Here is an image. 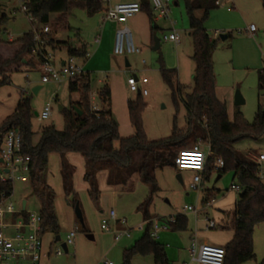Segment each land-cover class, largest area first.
<instances>
[{
    "label": "rangeland",
    "instance_id": "obj_1",
    "mask_svg": "<svg viewBox=\"0 0 264 264\" xmlns=\"http://www.w3.org/2000/svg\"><path fill=\"white\" fill-rule=\"evenodd\" d=\"M114 1L131 2L133 0ZM20 2L21 0H0V13L3 10L10 16V21L6 25L5 39L9 40L12 36L14 41L32 30L29 19L20 9ZM170 5V19L156 21L154 29L145 10L128 20L127 24L131 28L136 46L141 49L140 53L117 56L108 52L90 65L86 71L92 83L91 94H95L91 102L98 104L100 108L102 103L96 93L97 89L111 81L110 107L113 117L119 123L122 136L127 137L134 133L133 127L130 126L127 102L134 100L138 93L130 91L127 79L135 74L138 77H147L149 80L146 85L149 95L142 96L143 122L149 139L160 140L171 137L176 121L180 135H188L187 147H192L198 144L201 138L195 139L193 132L187 131L185 105L180 102L178 107L175 106L171 90L160 73L161 68L175 70L177 76L175 80L185 86L184 94L192 91L195 61L192 57L194 42L189 32V16L184 0H170ZM202 14L203 11L196 12L198 17ZM102 16L103 11L89 15L84 8L74 7L66 16L67 27L60 26L54 37L76 45L80 41H85L89 45L91 54L94 52L95 39L100 34L97 26L102 24ZM52 17L54 20V14ZM171 22L174 23V28L180 35L179 44L163 40L164 34L170 32ZM252 24L256 29L250 32L249 27ZM50 26L53 30L54 27L51 24ZM205 27L210 35L218 34L217 48L213 54L217 75V97L226 103L230 121L235 119L236 114L241 113L248 122H253L258 108L264 109V6L262 1L226 0L210 11ZM223 34L228 37L222 39ZM154 38L160 40V47L157 49L153 45ZM48 50L57 57L67 56L65 48ZM28 59L35 63L33 69L23 68L18 72L9 73L10 82L0 86V123L15 112L20 98L24 95L30 100L33 139L34 143H37L44 126L53 124L57 129H63L64 119L60 106L69 108L72 102L79 99V93L70 91L69 81L61 84L53 81L42 83V72L37 68L40 66L37 54L33 52ZM126 60L129 66L126 65ZM143 60L146 61L145 64ZM80 62L82 63L83 60H79ZM36 86H41V89L34 93L33 88ZM237 92L243 98L244 102L241 104H236ZM47 103L52 106L51 116L48 119H39L37 114L43 111ZM198 128L201 132V128ZM181 139L178 137V141ZM202 145L206 149V145ZM234 146L242 156L248 157L251 154L258 157L264 154V135L244 137L235 142ZM176 150L168 147L164 152L159 153V161L166 157L168 163L155 168L157 191L151 193L150 187L138 181L134 184L132 192L114 193L107 185L104 174L101 173L99 176L100 197L97 202H94L87 192L82 165L77 162L71 164L76 172L72 175L73 191L68 193L65 190L58 156L51 155L47 169L41 174V179L55 193L54 206L59 223L57 235H60L61 241L55 243L53 251L62 247L67 235L77 229L74 244L68 247L69 252L61 256L53 254L51 256L53 264H105L108 260L114 264H122L125 249L140 240L147 230L151 232V228L148 229L149 223L144 219L145 208L151 216L160 219H170L178 214L188 217L187 230L176 231L169 227L168 230H162L159 233L157 241L165 245L170 264H196L192 263L189 253L193 239L200 243L226 245L233 237V231L207 228L205 212L208 213V217L219 222L221 210L233 209L238 194L231 189L235 182L232 172L227 171L218 179V171L213 170L209 179L204 180L203 187L191 189L192 171L183 172L182 181L177 178ZM134 155L136 160L138 156H143L138 151ZM101 164L114 165L108 161H103ZM260 164L264 171V161ZM2 174L3 167L0 165V175ZM262 181L264 183V176ZM205 189H214L217 192L212 208L204 206L200 198ZM24 199H27L31 211L40 210L41 206L33 195L29 182L16 181L14 192L8 200L19 204ZM75 200L82 211V219L75 213ZM187 206L197 208L199 213L190 211L184 214L183 209ZM112 209L116 211L118 219H127L125 226L131 229L132 238H123L116 242L114 231L122 229H119L113 221L110 222L113 232L101 228L102 220L108 217L107 213ZM88 235H93V239H90ZM253 238L256 257L243 264H264V223L256 226ZM132 264H154V258L151 254L136 255Z\"/></svg>",
    "mask_w": 264,
    "mask_h": 264
},
{
    "label": "trees",
    "instance_id": "obj_2",
    "mask_svg": "<svg viewBox=\"0 0 264 264\" xmlns=\"http://www.w3.org/2000/svg\"><path fill=\"white\" fill-rule=\"evenodd\" d=\"M216 1L184 0L189 16V32L194 42L192 57L195 61V71L192 91L184 94L185 86L175 80L177 77L175 70L161 68L160 73L171 90L175 106L178 107L180 102L185 105L187 131L193 132L195 139L201 138L209 144L211 154L204 171V180L209 179L213 170L218 171L219 178L227 171H231L233 180L241 186L234 208L223 212L224 217L216 228L233 231V237L224 245L226 255L223 264H243L256 257L253 235L256 226L264 223V183L260 174L261 164L240 155L234 144L244 137L264 135V109L258 108L253 122H248L241 113L236 114L235 119L230 121L226 103L217 97V77L213 60L217 39L210 35L205 27L210 11L217 7ZM261 1L264 6V0ZM26 3L28 13L38 24H51L54 27L50 33L43 36L44 51L65 48L71 56L84 57L87 54L84 48L77 49L70 41L55 39L54 34L60 26L67 27L66 16L74 7L84 8L89 15H94L103 10L101 0H27ZM141 5L142 10L147 11L154 29L155 21L149 1ZM197 11H203L201 17L196 16ZM55 13L59 16L52 21L51 15ZM9 21L10 17L7 14H0V86L10 82L9 73L18 72L25 66L35 67V64L28 59L36 48L34 32L30 30L20 38L9 41L4 37ZM153 45H155L154 39ZM36 54L40 63V53ZM91 88L89 73L69 80V89L71 92L79 93V100L72 102L69 108L61 109L64 119L63 129H57L53 124L44 126L37 143H34L33 139L30 100L24 95L20 98L15 112L0 123V152L9 130L14 129L21 134L22 153L30 159L29 184L41 206L43 234L46 232L58 234L59 229L54 206L55 193L41 179V174L47 169L52 154L60 156L61 173L68 193L73 191V185L72 169L66 161V156L70 153H79L84 157L86 168L84 178L90 185L91 199L97 202L100 190L96 173L103 161L111 162L117 167H129L136 160L134 153L141 152L143 160L138 173L149 185L152 193L158 190L155 168L168 163L166 157L159 161V153L164 152L168 147L177 149L176 153L178 149L187 147L188 135H180L176 121L171 137L160 140L149 139L143 122L144 100L139 93L134 100L127 102L128 116L134 133L131 136H122L119 123L112 115L110 88L104 85L99 89L98 96L102 108L98 112H93L91 109L89 95ZM75 107L82 111L81 115ZM194 124L201 128V132ZM178 137L182 139L178 141ZM217 158L224 160V166L220 169L213 168ZM12 193V183L0 180V201ZM216 194L214 189H205L203 205H206L210 197H216ZM75 205H79L77 200ZM152 218L153 216L145 208L144 219L149 223L148 229L151 228ZM170 227L176 231L187 230L188 217L178 214L175 216V221L170 223ZM147 254L153 256L155 264H170L165 245L153 238L149 230L134 245L125 249L122 264H132L136 255Z\"/></svg>",
    "mask_w": 264,
    "mask_h": 264
},
{
    "label": "built area",
    "instance_id": "obj_3",
    "mask_svg": "<svg viewBox=\"0 0 264 264\" xmlns=\"http://www.w3.org/2000/svg\"><path fill=\"white\" fill-rule=\"evenodd\" d=\"M98 1V0H91ZM152 12L153 20L156 22L160 19H170L171 5L170 0H148ZM27 0H21L20 9L26 14L30 23L32 24V31L34 32V38L36 41L35 53H40V66L39 70L42 72V83L56 82L61 84L70 79H75L88 72L78 62L76 56L69 55L63 64L57 66L55 63V57L49 50L44 51L42 45L44 44L43 36L51 32L50 24H38L32 15L28 13ZM103 8V22H113L122 25L115 32L113 52L117 56H124L128 54L140 53L141 49L136 46L133 38V33L127 25L128 20L142 11L141 1L131 2H118L111 4V0H101ZM217 5L221 4V0L216 1ZM255 26L252 24L249 27V31L253 32ZM169 33H165L163 40L178 43L180 41V35L174 28V23L171 22V28ZM214 38L218 37V34L213 35ZM13 37L10 36L9 40ZM101 36L97 35L95 42L100 43ZM88 56V55H87ZM146 61L143 60V64ZM129 89L132 92L139 93L142 96L149 95V91L146 85L149 83L147 77H138L135 74L130 75L127 79ZM91 98L94 99L95 94L90 93ZM91 109L93 112H98L101 108L98 104L91 102ZM52 106L47 103L43 111L38 115L39 119H48L51 116ZM201 144V145H200ZM206 145V149L203 148ZM210 148L207 142L199 139L198 144L192 147H185L178 150L175 158V168L178 173L185 171H192L193 176L190 183L191 189H199L203 185L204 171L207 165L208 158L210 156ZM0 165L3 167V174L0 175V180L10 181L13 185L16 181L29 182L30 183V168L29 157L24 156L22 153V137L21 134L14 129L9 130L4 138V144L0 152ZM250 159L257 163L264 161V154H260L258 157L250 156ZM224 166V160L217 158L213 163V168L220 169ZM4 169H9L5 172ZM261 177L264 176V171L261 168ZM231 189L239 193L241 186L237 183L232 184ZM13 194V193H12ZM10 196L4 197L0 201V264H40L44 256V243H43V226L42 215L40 210L31 211L27 199L20 201L19 204L8 200ZM215 202V197H210L206 203V207L210 208ZM184 214L187 212L199 213L197 208L193 206H187L183 209ZM110 221L127 225L126 219H118L116 211L110 210L107 218L102 220L101 228L106 231H112L110 227ZM162 221L164 222L162 224ZM175 221V217L170 219H160L159 217H153L151 220V236L155 239L159 237V233L162 230H168L170 223ZM207 228H216L218 222L213 218L207 216L206 218ZM76 230L70 232L65 240L66 245L69 247L74 243L76 236ZM115 239L119 240L124 236H130L131 230L123 228L122 230L114 231ZM62 247L57 248L54 254L61 256L64 254ZM189 253L192 263L196 264H223L226 255V249L224 245H215L210 243H200L196 239H193L191 246L189 247ZM105 264H114L112 261H106Z\"/></svg>",
    "mask_w": 264,
    "mask_h": 264
},
{
    "label": "crops",
    "instance_id": "obj_4",
    "mask_svg": "<svg viewBox=\"0 0 264 264\" xmlns=\"http://www.w3.org/2000/svg\"><path fill=\"white\" fill-rule=\"evenodd\" d=\"M133 1H140V0H133ZM222 2H226V0H221V4ZM115 3H118L114 0H111V4H115ZM220 4V5H221ZM220 5H217L220 6ZM4 11L1 10V13L0 14H3ZM7 14V13H5ZM8 15V14H7ZM9 16V15H8ZM59 16V14L55 13L54 14V18H57ZM10 17V16H9ZM52 15H51V20L52 19ZM102 21V19H101ZM128 25V24H127ZM122 25L118 24V23H113V22H103L102 21V24H99L97 26V28L99 29L100 31V36H101V41L100 43H96L94 45V52L90 54V49H89V45L87 44V42L85 41H80L78 42V44H74V47L77 48V49H81V48H84L86 50V55L84 57H77L78 58V62L79 60H83V62L80 64L85 68V70L89 69V66L90 65H93L94 62L97 60V59H100V57H102V55H105V53H110L111 55H114V52H113V47H114V38H115V32L118 28H120ZM129 26V25H128ZM130 28V26H129ZM131 29V28H130ZM213 36V35H212ZM227 38V36H226ZM217 39V37H216ZM180 42V41H179ZM179 42L177 44H179ZM103 47V50H101ZM59 49H62V48H59ZM58 50V49H57ZM66 52H67V56H59L57 57L56 54H54V57H55V63L57 66L61 65L64 63V61L67 59V57L69 56L68 54V50L66 49ZM56 53V51L54 52ZM88 55V56H87ZM35 64V63H34ZM129 64V62L126 60V65ZM129 66V65H127ZM25 69H33L34 67L33 66H25L24 67ZM39 69V66L37 67ZM217 77V75H216ZM109 80V78H107ZM68 82V81H67ZM104 83V82H102ZM105 85H107L110 90H111V94H112V86H111V81L110 82H107ZM36 87H39L38 91L41 89V86H36ZM216 89H217V86H216ZM92 91V90H91ZM90 91V93H91ZM98 91L99 89H97V95H98ZM80 97V95H79ZM58 100V98H56ZM79 100V99H78ZM77 100V101H78ZM75 101V102H77ZM63 107L60 106V109H62ZM128 111V110H127ZM130 121V120H129ZM131 126V125H130ZM132 127V126H131ZM132 131V129H131ZM133 133V131H132ZM132 135V134H131ZM130 135V136H131ZM125 137V136H124ZM53 155V154H52ZM58 156V160H59V163L61 164V159H60V156L58 154H56ZM139 155V154H138ZM250 156H255V155H248V157ZM143 160V156L137 158V160H135V162L129 166V167H119L118 169H116V167L114 165H99L97 169V173H96V179H97V184H98V188H99V176L100 174H104L106 180H107V185L111 188V190L114 192V193H119V192H124V191H127V192H132L133 191V187H134V184L138 181H141L142 183H144L147 187H149L148 184H146L142 178L140 177L139 173H138V169H139V166L141 164ZM66 161L68 162V164L70 165L71 169H72V175L73 173L76 172V169L74 171L73 167L71 166V164L73 163H80L83 167V179L85 181V184H86V187H87V192L89 194V190H90V185L89 183L85 180L84 178V175H85V171H86V168H85V159L84 157L79 154V153H70L66 156ZM134 166H136V168H134ZM60 170H61V167H60ZM114 173V176L112 177V174ZM62 174V173H61ZM204 175V174H203ZM61 176V175H60ZM235 183V182H234ZM203 187V186H202ZM100 190V188H99ZM204 191V190H203ZM236 192V191H235ZM236 194H238L236 192ZM90 196V194H89ZM201 200H203V196L201 197ZM236 200L234 201V205L236 203ZM79 206V205H78ZM212 208V207H210ZM234 208V206H233ZM232 209H226V210H221V214H220V220L219 222L221 221V219L224 217L223 215V212H226V211H230ZM205 211V209L203 210ZM110 212V211H109ZM109 212L107 213V216L109 215ZM102 213H104V211H102ZM205 214H207L208 216V213L205 212ZM214 219V218H213ZM127 220V219H126ZM146 221V220H145ZM111 222V221H110ZM218 222V223H219ZM117 226H119V229H123V228H126L125 225H122L120 223H116ZM110 227H111V224H110ZM131 230V229H130ZM108 232H113L112 231H108ZM93 236V235H92ZM56 237H57V234H55L54 232H46L43 236V243H44V247H43V250H44V256L42 258V261L40 262V264H53V258L51 257L53 254H54V251H53V247L55 245L56 242H58L56 240ZM89 237V235H88ZM90 239H93L91 237H89ZM123 238H132V234L130 236H124L122 238H120L119 240H116L115 239V234H114V239L116 242H119L121 241ZM159 239V237L157 238ZM156 239V240H157ZM74 244V243H73ZM72 244V245H73ZM68 252H69V248H68ZM68 252H64L65 253H68ZM55 255V254H54ZM169 258V257H168ZM170 260V259H169ZM155 264V263H154Z\"/></svg>",
    "mask_w": 264,
    "mask_h": 264
},
{
    "label": "water",
    "instance_id": "obj_5",
    "mask_svg": "<svg viewBox=\"0 0 264 264\" xmlns=\"http://www.w3.org/2000/svg\"><path fill=\"white\" fill-rule=\"evenodd\" d=\"M140 1H141V3H145V2H147L148 0H140ZM226 36H227V35H224V34L221 35L222 39H225ZM154 40H155V46H154V48L157 49V48L160 47V40L157 39V38H154ZM127 65H129V64H127ZM38 89H39V87H35V88H33V92H34V93H37V92H38ZM243 102H244V101H243V98H242L241 94H240L239 92H237V94H236V104H241V103H243ZM75 109H76V111L79 113V115L82 114V111H81V110L77 109L76 107H75ZM0 162H3V159H2V158L0 159ZM4 171H5V172H8L9 169H4ZM219 177H220V176H218V178H219ZM177 178H178L180 181H182V174H181V173H178V174H177ZM75 213H76V215H77L80 219H82V211L80 210V208L78 207V205L76 206ZM89 237L93 238L92 235H89ZM56 240H57V241H61V237H60V235H57ZM62 248L64 249L65 252H68V246L66 245L65 242L62 243Z\"/></svg>",
    "mask_w": 264,
    "mask_h": 264
}]
</instances>
